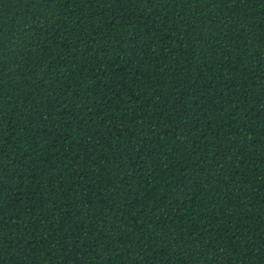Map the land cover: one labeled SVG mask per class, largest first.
Masks as SVG:
<instances>
[{"label": "trees", "instance_id": "1", "mask_svg": "<svg viewBox=\"0 0 264 264\" xmlns=\"http://www.w3.org/2000/svg\"><path fill=\"white\" fill-rule=\"evenodd\" d=\"M0 264H264V0H0Z\"/></svg>", "mask_w": 264, "mask_h": 264}]
</instances>
